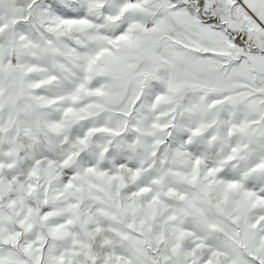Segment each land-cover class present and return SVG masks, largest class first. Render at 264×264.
<instances>
[{
    "label": "snow or ice",
    "instance_id": "obj_1",
    "mask_svg": "<svg viewBox=\"0 0 264 264\" xmlns=\"http://www.w3.org/2000/svg\"><path fill=\"white\" fill-rule=\"evenodd\" d=\"M0 264H264V0H0Z\"/></svg>",
    "mask_w": 264,
    "mask_h": 264
}]
</instances>
